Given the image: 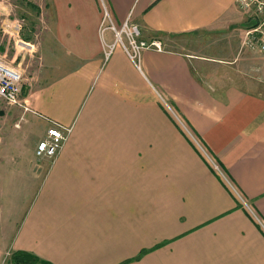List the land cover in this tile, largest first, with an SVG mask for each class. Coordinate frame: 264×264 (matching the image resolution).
<instances>
[{
	"label": "crops",
	"instance_id": "crops-1",
	"mask_svg": "<svg viewBox=\"0 0 264 264\" xmlns=\"http://www.w3.org/2000/svg\"><path fill=\"white\" fill-rule=\"evenodd\" d=\"M102 1L116 24L130 14L140 39L160 48L134 63L116 46L105 61L113 34L100 33ZM40 9L38 47L55 76L25 94L11 171L33 195L3 247L52 264H264L254 217L264 224V87L254 79L264 54L241 50L240 38L228 58L213 53L217 34L205 45L192 35L242 27L235 0H46ZM54 121L69 135L53 158H38Z\"/></svg>",
	"mask_w": 264,
	"mask_h": 264
},
{
	"label": "rangeland",
	"instance_id": "rangeland-1",
	"mask_svg": "<svg viewBox=\"0 0 264 264\" xmlns=\"http://www.w3.org/2000/svg\"><path fill=\"white\" fill-rule=\"evenodd\" d=\"M44 2L46 0H0V62L20 74L21 97L23 98L20 104H8L0 98V264H10L8 260L11 251L5 249L3 243L7 241L12 229L21 220L33 195V188H26L24 176L11 171L14 157L12 154H16L14 152L17 146L15 139H21L26 135L24 124H26V111L29 110V101L23 102V100L27 90L28 92L31 91V88L39 84L42 78L55 76V74L52 75L55 65L49 64L48 60L43 58L42 50L39 48L40 31L44 27L40 20L41 17L45 18V11L42 13L40 6L44 9ZM237 13L238 16L242 17V27H233L232 24L218 30H201L192 35H201L205 39V42L201 44L205 45L208 43L206 39L211 40L207 36L208 34H217L219 38L217 42H214L213 46L216 52L213 53L230 58V54L235 51L242 36V34L238 36L237 28H241L242 33L244 23L248 21L250 24L247 14L239 10ZM221 24L218 23L216 26L223 27ZM23 37L29 41L24 40ZM182 38L188 37L182 36ZM182 48L188 49L190 45L182 42ZM254 79L260 82L261 87H264V84L261 83L264 81V72L256 74ZM160 103L176 125L178 123L181 126L182 122L169 102L168 105L164 104L163 101ZM18 157L16 156V158ZM19 161L20 164H23L25 160L20 158ZM209 165L211 166V164Z\"/></svg>",
	"mask_w": 264,
	"mask_h": 264
},
{
	"label": "built area",
	"instance_id": "built-area-1",
	"mask_svg": "<svg viewBox=\"0 0 264 264\" xmlns=\"http://www.w3.org/2000/svg\"><path fill=\"white\" fill-rule=\"evenodd\" d=\"M236 7L239 11L247 14L250 24L247 26L243 35L241 36L240 49L259 51L264 54V0H235ZM110 30L113 34V41L110 44H106L103 41L104 60L108 59L112 50L119 46L123 49L126 55L134 62L137 63L141 49L155 46L160 48L159 42H146L140 39V28L132 22L130 14L120 24H116L110 15L108 8L102 1V16L100 19L99 30L100 33H104L105 30ZM22 89L20 84V74L16 70L10 68L0 62V98L6 101L8 104H20L22 101ZM159 94V93H158ZM160 101L168 105V101L159 94ZM25 99L23 100V102ZM173 109V108H172ZM184 124V123H183ZM181 127L186 131L193 143L205 158V160L211 164L212 169L218 173V175L228 184L231 190L236 194L239 200L249 209L246 200L240 195V193L231 185L225 176L222 168L218 162L214 159L212 154L203 143L193 136L186 126ZM70 128L54 122L53 125L48 127L46 135L39 140L36 145L35 154L38 157H53L58 152L64 140L67 138ZM250 210V209H249ZM256 221L264 228V224L256 215H254Z\"/></svg>",
	"mask_w": 264,
	"mask_h": 264
},
{
	"label": "trees",
	"instance_id": "trees-1",
	"mask_svg": "<svg viewBox=\"0 0 264 264\" xmlns=\"http://www.w3.org/2000/svg\"><path fill=\"white\" fill-rule=\"evenodd\" d=\"M23 39L29 41L26 37H23ZM8 262L10 264H52L50 261L42 259L30 251L20 249L11 251Z\"/></svg>",
	"mask_w": 264,
	"mask_h": 264
}]
</instances>
